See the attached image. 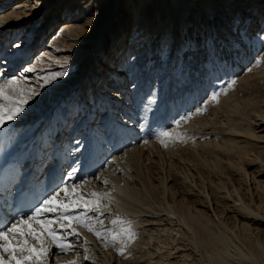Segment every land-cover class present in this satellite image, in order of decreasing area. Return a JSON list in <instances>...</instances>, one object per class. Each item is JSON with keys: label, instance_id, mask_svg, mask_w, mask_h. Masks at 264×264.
<instances>
[{"label": "bare ground", "instance_id": "bare-ground-1", "mask_svg": "<svg viewBox=\"0 0 264 264\" xmlns=\"http://www.w3.org/2000/svg\"><path fill=\"white\" fill-rule=\"evenodd\" d=\"M159 1L167 4L168 2H172L174 4L177 3L178 0H126L125 2L124 0H0V8H6V10L0 14L1 44L3 43L2 38L6 39L9 33L13 34L15 32L14 36H11L10 40L8 41L10 43L14 42V40L19 37L21 31L24 33L26 32V36L23 37L25 39L22 40L20 37L19 41L14 44L16 46V44L19 43L17 47L14 46V49L9 51L6 59L4 58V60L0 62L2 64L0 67L3 69V72L1 73L2 75H0V83H3V81L6 79H11L17 70L22 68L20 71V76L16 77L18 78L17 82L19 86L24 90L32 89L34 92L38 93L35 98L28 101V103L25 105L24 112L20 113L16 120L7 122L5 127L0 129V188L4 186L8 179L13 177L15 172L19 171V168L25 166L29 162L30 156L32 155L31 152L35 151L36 149L35 143L34 145H31L30 150L28 149L29 144L22 150L20 149V146L16 148L14 145L10 143L8 144L9 132L14 127H20V132H24L28 130L35 121H39L43 118L45 119L54 110H59L60 118L64 119V123L62 120H60V125H66L65 129H67V125H69L70 119L72 117H74V119H80L77 127L83 125L82 129L77 134V137L73 140L72 147L70 148H73V146L75 147V144L78 146L79 143L82 142L84 135L87 133L91 134L92 132L93 135L97 133L100 135V137L104 135L108 138H106L107 141L105 144H103L102 147L96 151V157L94 156L93 164H89L88 162L86 163L85 160H82L81 163L75 161L72 164V172L69 171L67 173V177L65 178L64 171L61 180L56 182L55 186H57L59 183L57 188L60 187L62 183H67L69 185L78 184L80 187L77 188L76 191L84 194L86 198L88 194L93 192L104 194L105 192L110 191L111 197L108 198L110 201V206L104 208V212L113 211L116 209L127 215H133L136 213L134 210H136V216H138L137 218H157V221L154 224H159V222H161V225H163V232L161 231L159 237L163 238L164 240L163 244H160V246L162 245V251L167 255L169 264H180L182 259L186 256L185 254L187 253V247L188 250L193 251L195 255H197L198 260L194 259V261H199L198 264H264V186L261 182V184L258 183L255 187L254 190L256 195H259L260 197L259 204H255V199L253 195H251L250 188H246L245 184L239 185L238 181H236L238 183V185H236L237 183L235 184V182H232L233 180L231 179L233 175H240L241 177V174L243 173L241 167H244V162L248 161L247 165L249 167L255 163L256 165L258 163L262 164L259 160L261 156L264 157V153L261 156L258 155L259 157H251L250 155L253 152L251 149L238 148L239 151L234 152L235 147H227L229 157L226 159L228 165L225 167H228L226 170L231 176H225L224 179H222L223 177L218 174L224 170L222 164L218 160H216L213 164H210L207 160L201 157H196V161L189 159L186 161V159L181 154L179 158L181 162H189V164H193L192 166L197 169V177H195V175L192 174L188 175L191 173L190 170L182 172V170L176 168L177 165L175 162L171 159V157H168L169 162L157 161L159 163L158 167H162L163 173L165 172V175L162 177L160 174L153 175V172L148 166L149 161L152 160V156L155 153L152 151V149L143 147L136 148L132 151L130 150V152L127 151V158L123 157L120 159V157H117L116 159L115 156L114 159L116 160L112 159L115 162V165L118 167L115 168V171L120 170L119 168H121V170H123V167L125 168L124 174L121 173L119 177H117L118 173L114 170L111 173V168L108 169L109 167L103 169L101 174L98 175L101 177V179H97V175L95 174L92 175L94 167L100 168L99 166L107 161V157L109 156H107V154H110V150L108 151L106 148L105 151V146H108V144L111 143V139L112 144L111 146L109 145V147L115 150L113 152H117L119 150L118 144L116 145L118 138L121 139V136L125 135L136 141L140 136V132L136 127L137 125H133L134 123L132 122L134 116L131 118V114L128 113L129 105L127 99L132 93L131 88L128 87V93L126 92L125 94L121 95V92H123L122 90L126 89L127 87V84L122 86V81L128 78L127 74L123 78L122 73H119L115 69L112 70V67L114 65H118L119 71L121 70L120 66L122 67L123 63H121L122 61L120 60L117 63L116 60L118 58H116V56L121 57L127 49L129 53L132 52V48L134 46L133 44L138 43L136 40L137 33L140 28V20L148 12H150ZM210 1L211 0H194L191 5L195 6L196 10L200 8L203 12H205L210 5ZM218 1L223 4L224 2H230L232 0ZM237 1L244 6L245 4L251 5L248 8L249 11H257L260 19L250 14L252 20L251 25L255 27L257 26V29L264 25V7L261 6V3H263L264 0ZM13 2L14 4L10 6ZM258 2H260L259 5ZM115 4L117 9L115 8V16H113L112 14ZM119 6L120 8H118ZM9 7L10 9L8 10ZM65 9L68 11H65V15H63V18L61 19V13ZM70 10L75 12L76 15L71 17ZM77 10L79 11L76 12ZM105 16L106 18L109 16L106 22V24L109 25H106L103 31L99 32L98 29L102 28L105 24L103 20V17ZM184 18L187 19L186 16H184ZM43 21H45V24H49V22L52 21L55 22L52 23V27L47 28ZM63 21H65V24L63 25L62 30L60 32L58 31L57 35L54 36V34H50L49 37L44 39L47 36V32L49 30L55 28L53 30V32H55L57 28L59 29V26ZM40 26L41 31L39 32L37 29H39ZM107 26V33L104 34L103 32ZM45 29L46 31L44 32ZM32 32L34 33L31 34ZM129 33L132 36L129 35ZM103 34L105 36H103ZM42 36L44 38L40 40ZM128 36L129 38H132L129 43ZM106 38L108 39L105 41ZM47 39H49V46L44 48L46 50L38 52L36 49L41 48V42L43 43V41L45 42ZM112 44H115L116 46H112ZM111 46L113 50H110ZM93 47L94 51L92 52ZM17 50L20 51L17 52ZM121 50L123 51L120 52ZM34 52L37 54V59L35 60V64L32 65L29 63V60ZM128 60L132 59H130V56L127 59L126 54L124 60L125 65H128ZM103 61L104 65L102 68H107V66H110V70H112L114 75L112 76L114 83L113 85H118L116 90L112 91L111 93L109 90L104 88V82H106L104 78L101 79L103 80V83L93 92V94L88 96V99L86 96H84V94L76 95L78 89L88 91L92 90V88L95 86L92 83L90 86L91 88L87 89L86 87L89 86L88 80L85 82L83 80L87 74L86 69L89 63L93 65L94 62L95 64H99ZM22 64H25L24 67H22ZM28 68H33L34 71H25ZM59 73L68 74L64 86L57 87L53 85L52 82L51 84L47 82L50 84V86L46 84L44 79L47 76L52 77ZM68 84L72 85L71 88L73 91L72 93L68 94V96L72 95L71 99L69 101L66 99L65 101L63 100L65 98L62 96L63 92H71V90L66 89ZM113 85H107V87L109 86L112 88ZM121 87L124 89H121ZM42 90L49 92L53 98H46V101L41 100L39 92H43ZM136 91L137 90H135V92ZM75 96H82V98L77 102L75 101ZM73 99L74 101L72 102ZM89 99L94 103L102 101L101 99H111V114L107 122H103L101 124V120L97 121L96 118L98 117V111L96 112L90 107L88 110L83 111L85 106H87ZM135 99L137 98L135 97ZM83 102H85V104H83ZM63 103L65 104L62 105ZM262 108H260V111ZM46 111L49 112L45 113ZM117 111H124V113H116ZM102 112L103 113H101V115L107 113L104 110H102ZM72 113L78 114L77 116L73 115L70 117L69 114ZM121 115L126 116H124L123 119H119L118 116ZM258 118L264 122V115L262 117L259 116ZM108 122L109 130L105 131L103 126H107ZM143 122H145V120L142 121V124H145ZM123 124H126V126ZM74 125L75 123H73L72 127ZM232 126L233 127H230V132L241 134L245 139H248L247 147L252 148V145L255 144V141L259 140L256 135V131L252 128V126H248L247 128L235 127V125ZM32 130H30L28 133H33ZM142 131V134L146 135L149 132V127L144 126ZM262 131H264V128ZM150 132H152V130ZM36 133L37 131L33 133L35 135L33 138L37 137ZM207 148L209 147L206 146V149ZM217 148L223 147L217 145ZM116 149L118 150L116 151ZM155 149L157 150L156 147ZM76 150L77 149L74 148L73 152H76ZM158 153L159 152L157 151L156 154ZM171 155L173 154L171 153ZM112 156L110 154L111 158ZM236 156L241 161V163L234 161ZM23 158L27 159V161L22 164L21 160ZM54 167H57V164H55ZM126 169L128 172H126ZM227 171H225V173H228ZM56 174H58V177H60L62 172L58 170ZM69 174H72L75 178L69 179ZM86 174L90 175L82 177ZM204 175H206V177ZM82 178L90 179V181H88L89 183H82ZM103 180H107L109 182L107 187L103 185ZM241 181L243 180L241 179L240 182ZM168 182H175V186L168 187ZM191 185H194L196 190H194L193 186ZM57 188H55V190ZM157 192H159L157 195L159 198L158 200L156 199V202L158 201L159 207L157 208L160 213H156L154 211L149 213V211L154 210V208H152V205H150L148 211L149 202L147 201H151L153 198V203H156V197L154 196ZM190 193H194V196H192L193 198H190ZM188 195L190 197H188ZM63 198L64 193H61V199ZM67 198H73L71 189L69 190V195ZM138 206L146 207V209H138ZM137 218L135 219L139 220ZM159 218L161 221H159ZM32 227L36 226L33 225ZM53 227L59 228V224L54 225ZM73 227H75L76 231L80 234V239L75 240V238L69 237V240L82 242V244H80L81 248L92 245L91 247L94 251H97L95 250L96 247L101 250V254H94L92 258H89L88 264H105L107 260L109 261L107 262L111 264V260L114 256L110 255L112 251L111 249H105L103 245L100 246L97 244L96 240L94 239V235L89 236V231L88 233H85L84 230L81 229V226H77L74 223ZM251 227H253V229ZM252 232L254 234H252ZM178 235L182 238L179 239ZM85 240L88 242L87 245L84 244ZM91 243L97 245L93 247L94 244ZM98 243L100 242L98 241ZM12 246L15 247V245ZM51 251L54 252L56 250L53 248ZM190 251L188 252L190 253ZM75 253L77 252L75 251ZM151 253L152 252H150L149 255H151ZM102 255L104 256V260L102 259ZM95 256L101 257L99 260H97L98 258ZM191 256L192 254L190 255V258ZM188 257L189 255L186 259H189ZM74 258L75 255L70 257L67 255L66 257L57 255L55 260L58 262V264H68V261H73ZM5 259H7V257H5ZM148 260V262L151 264H160L159 262L152 261L151 258ZM171 260H173V262H171ZM52 261L53 257L50 252L48 264H52ZM74 261H76V264H80V262L87 264L84 263L82 258L79 260V257H76Z\"/></svg>", "mask_w": 264, "mask_h": 264}, {"label": "rangeland", "instance_id": "rangeland-1", "mask_svg": "<svg viewBox=\"0 0 264 264\" xmlns=\"http://www.w3.org/2000/svg\"><path fill=\"white\" fill-rule=\"evenodd\" d=\"M125 1L126 0H124V2ZM14 2L11 3L10 6H12ZM192 2H194V0H178L177 3L174 4L172 2H168L167 4L159 1L152 8V10L140 20V28L137 33L136 40L138 43L133 44L134 46L132 48V52H130V59L132 60H128V65H125L124 56V58L121 60L123 66H120L121 70L118 71L119 73H122L123 78L127 74L128 78L125 80L128 82L125 90L127 93L128 87H130L132 90V93L127 99L129 105L128 113L131 114V118L134 116L132 122L134 123L133 125H137L136 127L140 132V136L136 141L125 135L121 136V139L118 138V141L116 140V145L118 144L119 147V150L116 149V151L118 150L117 152H113L115 150L109 147V145L111 146L112 144L111 139V143H109L108 146H105V151L107 148L108 151L110 150L109 153L111 156L113 154L115 155H113L111 158L110 154H107V156L109 155L107 157V161L99 166L100 168L94 167V169L98 168V170H95V175L98 176L101 174L103 169L108 167V169L111 168L110 170L112 173L113 170L115 171V168H118L115 165V162L112 160L115 156L116 159L117 157H120V159L123 157L127 158V151L130 152V150L132 151L136 148L143 147H148L155 153L152 156V160L149 161L150 164L148 163V166L153 172V175L160 174L162 177L165 175V172L163 173L162 167H158L159 163L157 161L169 162L168 157H171V159L175 162L177 165L176 168L182 170V172L190 170L191 173L188 175L192 174L195 175V177H197V169L192 166L193 164H189V162H181L179 159L181 154L186 159V161L188 159L196 161V157H201L207 160L210 164H213L216 160H218L224 168V170L218 174H220L223 177L222 179H224L225 176H231L226 170L228 167H225L228 165L226 159L229 157L227 147H235L234 152H238V148L251 149L253 150L250 155L251 157L258 155L261 156L264 153V131H262L264 128V122L258 118L259 116L262 117L264 115V41L260 39V37L264 35V25L258 29L257 26L255 27L251 25L252 20L250 14L260 19L257 11H249L248 8L251 5L245 4L244 6L237 0L224 2L223 4L218 0H211V6L209 5L205 12H203L200 8L196 10L195 6L191 5ZM259 4L260 2H258V5ZM261 6L264 7V2L261 3ZM115 8L116 4L114 5V9ZM118 8H120V6ZM9 9L10 7L8 10ZM114 9L112 14L113 16H115V11L117 8L115 10ZM78 11L79 10L76 12ZM74 13L75 12L71 11L70 16L72 17L73 15H76V13ZM63 15H65V11L61 13V19L63 18ZM109 16L107 18L106 16L103 17L105 24L102 28L98 29L99 32L103 31L106 25H109L106 24ZM184 16H186L187 19H185ZM54 22L55 21L45 24V21H43L47 28L52 27L51 25ZM64 24L65 21L61 22L59 29L57 28L55 32H53L55 28L49 30L47 32V36L45 38L42 36L40 40L43 38L46 39L50 34H54V36L57 35L58 31L60 32L62 30ZM107 29L108 26L104 30V34L107 33ZM37 30L40 32L41 26ZM22 32L23 31L20 32L19 37L14 40V42L9 43L8 41L10 40L11 36H14L15 32L13 34L9 33L6 39L2 38L3 43L1 44L0 41V44L4 46L0 45V50H2L0 51V62H2L4 58L6 59L9 51L14 49V44L19 41L20 37L22 40L25 39L23 37L26 36V32ZM33 33L34 32L31 34ZM104 34L103 36H105ZM129 35L131 34L129 33ZM107 39L108 38H106L105 41ZM48 43L49 39H47L45 42L43 41V43L41 42L42 47L36 50H38V52L46 50L44 48L49 46ZM18 44H16L15 47H17ZM113 45L115 44H112V46ZM112 46L110 47V50H113ZM18 51L20 50H17V52ZM93 51L94 47L92 52ZM228 54L231 55L229 56ZM36 59L37 54L34 52L31 55L29 63L32 65L35 64ZM1 65L2 64L0 63V66ZM24 65L25 64H22V67H24ZM103 65L104 61L99 64H95L94 62L93 65L89 63L86 69L87 74L85 75V78L87 79L83 77L84 82L88 80L89 86L86 87L87 89L91 88L90 86L92 85V78L94 76L97 75L99 80L104 79L106 72L110 70V66H107V68H102ZM124 66H126V70L124 69ZM21 70L22 68L17 70L12 78L19 77ZM2 72L3 69L0 67V75H2ZM67 77V73L60 76L55 75V78L50 79L49 83L51 84L52 82L53 85L62 87L64 86ZM46 78H51V76H47ZM46 78L44 79L45 81ZM232 80H235L236 84L232 88L226 87ZM50 84L48 85L50 86ZM71 86V84H68L66 87V89L71 90V92H63L62 96L65 98L63 99L65 101L66 99L68 101L71 99L72 95L68 96V94L72 93L73 91ZM121 89L124 88L121 87ZM135 90L137 91L135 92ZM42 91L43 92H39L41 100L46 101V98L52 97L49 92H46L45 90ZM221 92H227V94L220 95L218 102H213L211 100V95L213 93ZM77 94L78 93H76V95ZM135 97L137 99H135ZM81 98L82 96H75V101L78 102ZM83 104H85V102H83ZM260 108H262L261 111ZM199 109H203V111H198ZM48 112L49 111H46L45 113ZM121 112L122 111H117L116 113ZM76 114L77 113H72L69 115L72 117ZM124 116L121 115L118 116V118L123 119ZM105 118L106 117L104 115H99V119L98 117L96 119L97 121L101 120L100 123L102 124ZM41 120H39L40 122L35 121L33 125L24 132H20V127H14L15 129L13 128L8 136V139H10V144L14 145L16 148L20 146L21 150L29 144L28 149L30 150L31 145L35 140V138H33L35 137L33 133L38 130ZM144 120L145 122L143 123L145 124H142V121ZM123 125L126 126V124ZM232 125L240 128L252 126V128L256 131V135L259 140L255 141V144L252 145V148L247 147V138L245 139L241 134L230 132V127H233ZM142 126L149 127V132L146 135L142 134ZM40 128H43V125H41ZM30 130L33 131V133L31 132L32 134L28 133ZM151 130L152 132H150ZM161 131H168L171 133V136L159 137L158 133ZM106 138L108 137L103 135L99 140L96 141L99 148L105 144L107 141ZM162 140L163 143L161 142ZM83 141L84 149L78 150V153L75 155L76 161L81 163L82 160H85L89 161V164H93V159L97 148L95 146L93 147V142L90 141L88 136L84 135L82 142ZM217 145H220L223 148H217ZM206 146L209 148L206 149ZM157 151L159 152L158 154H156ZM171 153L173 155H171ZM234 161L241 163L237 156ZM259 161L262 164L258 163L256 165L255 163L250 167L247 165L248 161L244 162V167H241L243 170V173H240L241 177L240 175H233L231 178L233 180L232 182H235V184L237 183L236 181H238L239 185L245 184L246 188H250L251 195H253L255 199V204H259L260 197L259 195H256L254 189L257 184H261V182L264 186V157L261 156ZM119 169L120 170L115 171L118 173L117 177H119L121 173L124 174L125 170L124 167L123 170H121V168ZM225 171L228 173H225ZM126 172H128L127 169ZM93 174L94 173L92 171V175ZM204 176L206 177V175ZM241 179L243 181L240 182ZM85 180L86 179H84V181ZM86 181H90V179H87ZM174 183L168 182V187L175 186ZM238 183L236 185H238ZM191 186H193L194 190H196L194 185ZM158 193L159 192H157L154 196L156 197L155 202L156 199L158 200L159 198L157 196ZM189 195L188 197L193 198L192 196H194V193H190ZM153 200L154 199L152 198L151 201H147L149 202L148 211L150 205H152L151 207L154 208V210H150L149 213L153 211L160 213L157 208L159 207L158 201L153 203ZM137 208L146 209V207L143 206H138ZM102 211L104 212V208ZM113 211H106L104 212L103 217H98V219L104 220V223H96L95 227L97 229L103 230L105 236H107L109 240L111 239L112 235L120 233L125 228H130L135 234V239L131 243L127 244V248L125 250L126 254L123 257L119 255V249L124 247V243H127V237H118L117 243L115 245H110L107 248L112 250L110 255L115 256H113L111 264H119V262L120 264H151L148 262L149 258H151L152 261L159 262L160 264H169L168 257L162 251V245L160 246V244H163L164 240L163 238L159 237L163 225H161V222H159V224H154L156 223L157 218H137L138 216H136V210H134L136 213L133 214L135 216L130 214L127 215L116 209ZM135 218L139 220H136ZM113 220H117L118 223L113 225ZM159 221H161V219ZM83 228L84 227L81 229L84 230L85 233H88V230ZM251 228L253 229V227ZM252 234L254 233L252 232ZM88 235H94V233L89 232ZM178 238L180 239L182 237L178 235ZM94 239L96 240L97 244L100 246L102 245L101 241L98 240L95 235ZM98 241L100 243H98ZM167 242L170 243L169 241ZM80 244H82V242L74 241L75 250L72 253L70 252L67 254V256L70 257L75 255L74 260L76 257H79V260L82 258L84 263L88 264L89 259L88 261L84 259L86 253L84 250L85 248H81ZM97 244H94L93 247ZM91 246L92 245L87 246V248H90H88L87 253H89H86V256L92 258L94 254H101V250L99 248L96 247L95 250L97 251H94ZM75 251L77 253H75ZM188 251L190 250H188L187 247V253L185 254L186 256L182 259L180 264H187V262L188 264H198L199 261H196L198 260L197 255H195L193 251H190V253ZM150 252H152V256L149 255ZM191 254L192 256L190 258ZM188 255L189 259H186ZM62 257H66V255H62ZM100 257L101 256H98L97 260H99ZM102 257L104 260L103 255ZM194 259L196 260L194 261ZM107 261L105 264H109V261ZM171 262H173V260H171ZM80 264L83 263L80 262Z\"/></svg>", "mask_w": 264, "mask_h": 264}, {"label": "snow or ice", "instance_id": "snow-or-ice-1", "mask_svg": "<svg viewBox=\"0 0 264 264\" xmlns=\"http://www.w3.org/2000/svg\"><path fill=\"white\" fill-rule=\"evenodd\" d=\"M260 39L264 41V35ZM25 71L32 72L34 69L28 68ZM55 75L59 76L63 73ZM52 78L55 76L46 78V83ZM17 81L18 78L13 77L0 83V129L4 128L7 122L16 120L20 113L24 112L28 101L38 95L32 89H22ZM235 84L236 81L232 80L226 87L232 88ZM222 94L226 95L227 92L213 93L211 100L218 102ZM198 111H203V109ZM158 135L159 137H170L171 133L161 131ZM161 142L163 143V140ZM74 178L72 174H69V179ZM97 179L101 177L97 176ZM82 183L86 184L88 181L85 180ZM102 183L107 187L109 182L103 180ZM79 187L80 185L62 183L60 187L43 198L37 206L26 213L13 216L9 223L0 228V264H48L50 252L53 257L52 264H58L55 260L57 255H67L75 250L74 241L69 240V237L75 240L80 239V234L73 227L74 223L94 233L105 249L110 245H115L118 237H127V243L119 249V255L125 256L127 244L135 239V234L130 228H125L120 233L112 235L109 240L103 230L95 227L96 223H104V220L98 217L104 216L102 208L110 206L108 198L111 197V192L104 194L93 192L86 198L84 194L76 191ZM70 189L72 196L75 197L73 199L67 198ZM61 193H64L63 199H61ZM116 223H118L117 220L112 221L113 225ZM57 224L59 228L53 227ZM33 225L36 227H32ZM87 243L85 240L84 244L87 245ZM53 248L56 251H51ZM84 250L87 252V247ZM84 259L88 260L89 257L85 256ZM68 264H76V261H68Z\"/></svg>", "mask_w": 264, "mask_h": 264}]
</instances>
